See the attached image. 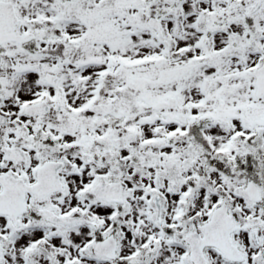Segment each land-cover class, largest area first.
<instances>
[{
    "label": "snow or ice",
    "instance_id": "snow-or-ice-1",
    "mask_svg": "<svg viewBox=\"0 0 264 264\" xmlns=\"http://www.w3.org/2000/svg\"><path fill=\"white\" fill-rule=\"evenodd\" d=\"M0 264H264V0H0Z\"/></svg>",
    "mask_w": 264,
    "mask_h": 264
}]
</instances>
